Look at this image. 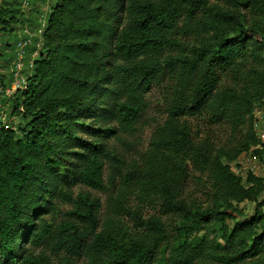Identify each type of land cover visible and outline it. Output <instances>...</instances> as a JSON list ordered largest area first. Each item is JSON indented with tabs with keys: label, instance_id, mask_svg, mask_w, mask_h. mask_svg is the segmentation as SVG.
<instances>
[{
	"label": "trees",
	"instance_id": "16d2710c",
	"mask_svg": "<svg viewBox=\"0 0 264 264\" xmlns=\"http://www.w3.org/2000/svg\"><path fill=\"white\" fill-rule=\"evenodd\" d=\"M6 6L0 21L9 26ZM32 67L12 94L13 111L26 121L21 135L0 129V264H48L31 250L42 245L64 254L58 264L80 257L85 264H264V210L236 206L256 202L264 180L250 174L241 182L229 165L257 144L252 114L264 103V0H56ZM224 75L230 84H221ZM165 77L166 118L138 159L127 162L77 136L99 91L105 103L93 114L116 127L91 134L132 133L145 94ZM203 115L239 134L232 149L194 141L188 118ZM254 153L261 161L264 149ZM190 170L209 179V202L183 197ZM117 177L137 187L141 201H159L162 213L177 216L171 230L120 196L110 209L131 215L135 231L119 236L109 220L98 230L100 200L58 190L78 182L104 191ZM53 196L72 205L55 228L44 217Z\"/></svg>",
	"mask_w": 264,
	"mask_h": 264
},
{
	"label": "rangeland",
	"instance_id": "374dc122",
	"mask_svg": "<svg viewBox=\"0 0 264 264\" xmlns=\"http://www.w3.org/2000/svg\"><path fill=\"white\" fill-rule=\"evenodd\" d=\"M55 1L56 0H0V6H6L7 4L6 7L9 10L8 17L13 16L12 23L9 26H5V24L0 21V123L8 128L14 129L18 136L21 135V129L26 121L21 114L13 111L14 101L12 94L15 91H11L13 89H9L10 93L5 91L6 88H10L13 82V60L18 58L16 55L18 48L17 42L25 37L30 39L26 48L27 52L23 59H21L22 63L25 65L24 69H26L27 66L28 69L26 72L28 71V73H30L33 68V59L37 56L38 50L42 44L43 29L47 24L48 16L52 12ZM12 10H17V12H13ZM30 62H32L31 67L29 66ZM24 73L23 71V76ZM100 83L104 87L109 86V78L103 79ZM168 83V78L165 77L161 82H154L150 86L144 97L147 107L135 124L132 133L127 134L118 130L116 136H110L108 138H98V136L91 134V130L93 129L101 130L108 126L116 127L113 122L102 121L99 117H96V114V116L93 114L96 108L101 107L105 103L101 97V91H99L94 99L95 106L93 112L78 120L79 125L75 127L77 136L84 140L101 143L105 148L122 157L127 162L138 159L148 148L153 130L156 126L163 123L166 118V107L170 95ZM230 83L228 75L222 76V85H228ZM261 105L264 107V103ZM188 121L195 142H199L204 138H209L216 147H223L224 149L230 150L235 146L239 134L233 133L227 124H209L205 115L196 118H188ZM79 150H81V148ZM261 161L264 165V155H262ZM231 162L232 161L229 163ZM73 167L75 168V166ZM78 170L79 168H76V176ZM241 175L242 176L238 175L240 181L245 182L243 174ZM108 177L109 165L106 164L103 169V178L105 182H108ZM260 177L264 180V173H262ZM74 178L76 177L74 176ZM68 182L71 181L69 180ZM115 184V186L107 185V190L100 191L85 187L78 182H73L59 185L58 190L71 194L73 198H76L77 195H89L90 197L98 198L101 204L99 210L100 225L98 230L104 229L109 220L113 223L114 230L119 236L128 235L135 231L134 219L131 215L123 213L115 214L111 211L112 206L110 204H112V200L116 196H120L126 205L131 209H136L143 217L151 215L160 216L164 223L167 224L169 230L176 224L178 220L177 216L170 213H162L159 207V201H154V199L141 201L138 195V188L121 186L119 177L116 178ZM211 195L212 186L209 179L206 176H200L190 170L183 188V197H185L187 201L194 200L199 204H205L210 201ZM51 201L52 211H49L44 217L46 222L55 228L60 221L68 219L66 214L72 210V205L68 202H64L58 196H53ZM259 202H261V206H257ZM236 206L248 214H251L256 207H258L259 210H264V190L259 194L256 202L244 201ZM235 219L239 218L236 216ZM215 224L218 230L220 228V223L215 222ZM31 250L35 255L46 257L48 264H58L64 256L62 252L54 253L47 245L31 248ZM165 252H167V247L165 248ZM76 263L85 264V258H77Z\"/></svg>",
	"mask_w": 264,
	"mask_h": 264
},
{
	"label": "built area",
	"instance_id": "2783aa9c",
	"mask_svg": "<svg viewBox=\"0 0 264 264\" xmlns=\"http://www.w3.org/2000/svg\"><path fill=\"white\" fill-rule=\"evenodd\" d=\"M26 38V37H25ZM23 38L19 40L18 48H17V57L13 60V82L10 88H6L5 91L10 93L9 89H13L11 91H15L18 88H23L25 86V75L23 76L24 64L21 59H23L27 44L30 42L29 38ZM29 66H32V62L29 63ZM8 128L7 126L0 123L1 128ZM252 129L254 131L255 137L257 139V144L255 146H251L247 151L243 152L235 161L229 163L231 171L236 175L243 174V177L252 174L256 176H260L263 173L264 165L259 160L258 156L254 153L255 150L264 149V107L262 105H256L252 114Z\"/></svg>",
	"mask_w": 264,
	"mask_h": 264
}]
</instances>
